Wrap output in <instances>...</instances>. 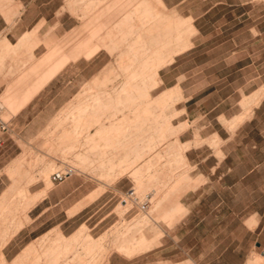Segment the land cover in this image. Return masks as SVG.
Here are the masks:
<instances>
[{
  "label": "rangeland",
  "instance_id": "374dc122",
  "mask_svg": "<svg viewBox=\"0 0 264 264\" xmlns=\"http://www.w3.org/2000/svg\"><path fill=\"white\" fill-rule=\"evenodd\" d=\"M162 1L165 9L160 0H53V41L66 35L53 43V69L64 66L82 50L95 52L91 58L84 57L86 60L93 59L101 51L106 53L98 60L68 65L66 70L70 73L58 82L53 95L54 110L74 100L61 114L71 116L79 102L86 104L88 114L59 135L56 124L55 127L50 124L44 134L38 135V140L53 138V150L52 147L47 150L48 154L53 155V163L47 166L43 176L37 178L50 182L52 172L65 168L71 170L72 176L80 175L83 173L76 169L93 161L91 164L97 169L86 171L90 174L85 176L93 179L98 188L90 199L98 197L105 190L117 194L114 202L116 208L112 211L118 216V221L108 224L103 232L96 229V234H106L104 239L94 241L96 249L91 241L84 246L89 236L83 238L82 235L92 233L89 227L83 226L75 234L81 236L75 251L79 257L83 256V260L86 255L91 256L89 264L102 263L104 257L113 250L117 251L124 241L135 243L136 252L131 256L158 245V239L165 235L161 234L162 221L173 224L169 222L183 211L179 206L180 198L195 187L193 184L190 186L193 179L189 175L195 165L188 163L185 151L191 143L198 141L202 142L198 146L210 145V124L219 130L223 126L235 129L250 116L252 106L264 96L263 88L256 93L261 96L255 94V97L248 98L247 95L263 81L257 76L264 73V0ZM91 4L94 7L89 9ZM20 8L21 5L15 0H0V11L7 12L5 18L8 22L18 14ZM145 9L149 18L142 22ZM66 10L79 17L81 26L76 27L73 33L60 35L55 30L57 15L54 12ZM86 11L89 12L87 17L83 15ZM128 16L131 18L129 22L126 20ZM3 36L5 33L0 31V39ZM77 45L84 48H75ZM10 49L5 40L4 47L0 48V73L22 72L28 68L29 71L33 64L41 68L32 55L27 59L31 62L28 68L17 69L15 65L6 63ZM158 65L161 68L165 66L160 73L164 83L159 77L158 85L148 92L146 111L141 110L137 117L127 120L131 126L140 124L137 139L131 147L117 149L114 153L119 140V133L115 129L122 118L118 116L112 119L110 112L100 117L93 116V112L100 109L93 99L103 92L112 97L118 94L123 99L137 94L134 85L138 87L141 81H146L143 79L152 75L153 68H158ZM136 72L139 77L132 82L130 78ZM240 109H243L242 112L236 115ZM152 111L153 115L150 114ZM161 115L168 118L167 122L162 123ZM233 115L236 116L232 120ZM101 126L105 129L114 127L110 150L112 161L117 166L114 170H100L99 161L91 160V157L87 159L92 147L96 146L99 152L105 151L104 140L109 135L108 132L96 134ZM40 130V126L34 128L35 132ZM89 140L95 144L89 146ZM149 141L152 143L136 164L142 170L141 176L132 179L128 174L121 178L122 169L118 165L124 161L136 162L129 150L138 144L148 145ZM74 143L76 148L70 152L67 147ZM119 180V190H114ZM131 189L135 190L140 200H145L147 193H152L147 212H143L136 203L133 205L128 201L126 205L123 202ZM234 209L236 216L241 208ZM168 210L171 214H168ZM233 228L235 234H185L187 249L195 243L199 247H196L197 261L187 259L181 264H264V234L243 233L240 222H235ZM148 229L154 230L155 235L146 234ZM113 236H116L114 240ZM110 242L112 245L105 248L104 244ZM229 244L232 246L229 247ZM198 251H202L201 256ZM53 252L56 253L55 250Z\"/></svg>",
  "mask_w": 264,
  "mask_h": 264
},
{
  "label": "crops",
  "instance_id": "0c3cea01",
  "mask_svg": "<svg viewBox=\"0 0 264 264\" xmlns=\"http://www.w3.org/2000/svg\"><path fill=\"white\" fill-rule=\"evenodd\" d=\"M15 1L21 8L10 22L5 18L7 12L0 11V31L5 33L0 39V48L4 47L5 40L9 43L11 49L6 63L15 65L17 69L30 66L31 62L27 60L30 55L41 68L33 64L29 71L28 68L22 72L0 73V264H53L55 256L60 257L55 264H89L91 256L86 255L83 260V256L79 257L75 251L81 237L75 234L83 226L89 227L92 233L82 235L83 238L89 236L84 246L91 241L96 249L94 241L106 236L96 234V229L103 232L108 224L118 221V216L112 211L116 208L117 194L105 190L90 199L98 185L85 176L89 172L79 169L76 171L83 174L73 175L62 183L51 179L54 172L50 174V182L37 178L43 176L47 166L53 163V155L47 152L50 147L53 150V138L38 140V135L44 134V130L53 125L67 105L74 101L63 108L53 109L56 86L70 73L66 70L68 65L91 62L106 53L101 51L93 59L86 60L95 52L85 46L88 50H82L64 66L53 69V43L66 36L53 41V0ZM160 3L165 9L162 0ZM54 14L57 15L55 30L60 35L73 33L81 26L79 17L70 11H55ZM164 67L158 72L162 83L164 79L160 73ZM257 77L263 81L247 93L248 98L264 89V73ZM85 105L79 102L74 111L77 113ZM36 126L41 130L35 132ZM209 127L210 145L198 146L202 143L198 141L191 143L185 151L188 163L195 165L193 171L188 172L193 179L190 186L193 184L195 187L180 198L179 206L183 211L169 222L173 224L162 221L161 234L165 235L158 239L159 244L133 256L136 251L126 255L113 250L99 264L197 261L196 247L199 245L195 243L187 249L185 234H235V222L242 224L243 233L264 234V96L252 106L250 116L235 129L223 126L219 130L212 124ZM64 138L68 142L67 137ZM119 182L115 183L114 190H119ZM147 197L151 200L152 193H147ZM235 207L241 208L236 216ZM168 214H171L169 210ZM146 234L155 235V231L148 229ZM115 238L113 236V240ZM66 244L74 248L66 251ZM110 244L105 243V248ZM198 254L201 256L202 251Z\"/></svg>",
  "mask_w": 264,
  "mask_h": 264
},
{
  "label": "bare ground",
  "instance_id": "6f19581e",
  "mask_svg": "<svg viewBox=\"0 0 264 264\" xmlns=\"http://www.w3.org/2000/svg\"><path fill=\"white\" fill-rule=\"evenodd\" d=\"M93 7H94V5L91 4L89 9H92ZM89 9H87V10H89ZM88 14H89V12L86 11V13L83 15L85 17H87ZM148 16H149L148 10L145 9L143 11V18L141 21L144 22L145 19L147 20V18H149ZM83 20H84V17H83ZM126 20H127V22H129L131 20L130 16H128L126 18ZM143 64L145 65L146 63L144 62ZM157 67L158 68L155 67V69L153 68V74L152 75L145 77L143 79L146 81H141V84H139L138 87H137V85H134L135 88L137 89V94H135V95L130 94L127 99H123V97L119 96L118 94L113 95L114 97H112L107 92H103L101 94H98L93 99L94 104L100 108L97 112L96 111L93 112V114H92L93 116H95V117L99 116L100 117V116H103V115L110 112L111 113L110 118L114 119L118 116L122 118L121 124H119V125L117 124L116 125L117 127L115 129L116 132L119 133V140H117L118 146L114 149V153H116L117 149H120V148L124 149L127 147H131L132 144L136 141V139H137L136 133L139 132V130H137V128L139 127L140 124L135 123L131 126L127 123V120L137 117L141 110L144 112L146 111L145 107H147V105H148V104L146 105V103H148V92L150 91V89L152 87H156L158 85V79H159L158 72H159V69L161 68V65H158ZM138 74L139 73L136 72V75L133 76L132 78H130V80H132V82L137 81V79L139 77ZM148 109H150V108L148 107ZM111 110L113 112H111ZM87 114H88V107H86V108L81 107V108H79V111L76 114H71V116L68 115V117H67V115H65V113L61 114L60 117L58 118V120H56L54 123V124H56V127H57V129H56L57 133L60 134L62 132V130H64L65 128H69V126H71V125L73 126V124L75 125V123L80 121V119H82ZM150 114L153 115L154 112L152 111V112H150ZM139 118H140V116H139ZM160 119L162 120V123H164V122H167L168 118H166V116H164V115H161ZM113 129H114L113 126L108 128V129H105L104 126H101L96 134L101 135L102 133L108 132V135H109V137L104 140L105 144L103 145V148L105 149V151L99 152V151H97L98 148L96 149L95 148L96 146H95V147L90 148V156L87 155V159H89L91 157V160L94 159V160H97L100 162V166L98 168L100 170H104V169L106 170V168H111V170H114L115 167L117 168L116 164L113 163V161H112L113 156H110L111 155L110 150L112 149V145H113V143H112ZM121 140H123V141L120 144ZM87 143L89 146L93 144V142L90 140ZM151 143H152V141H149L148 145L146 143L142 144V145L138 144L137 146H134L129 150L135 156L136 162L130 163L129 161H124L118 165V167L120 169H122L120 172L121 178H123L124 176H126L128 174H131L130 176H132V179H136V178H139L141 176L142 170L140 168L138 169L136 164L139 162V160L142 156L141 154L145 151L146 148H148L150 146ZM67 148L71 152V151H74L76 147L74 146V144H71ZM92 162L93 161H90L87 165H85V164L80 165L81 167H79L78 169L80 171H84V172L95 171L97 168H95L94 164H91ZM66 169H68V168H65L64 170H66ZM58 171H63V170H58ZM128 201H131L132 204L134 205L133 199H131L129 196L123 200V202H126V205H127ZM173 209H175V204H174ZM142 211L147 212L146 210H142ZM73 243H74V241H73ZM132 243L133 242H131V241H124L117 251H119L122 254H126V255L133 253L135 243L134 244H132ZM73 248H74V246L71 244L65 245L66 251H69ZM59 258L60 257H57V256L53 257V264L57 263L59 261Z\"/></svg>",
  "mask_w": 264,
  "mask_h": 264
},
{
  "label": "built area",
  "instance_id": "2783aa9c",
  "mask_svg": "<svg viewBox=\"0 0 264 264\" xmlns=\"http://www.w3.org/2000/svg\"><path fill=\"white\" fill-rule=\"evenodd\" d=\"M2 109V104L0 102V111ZM70 176H72V172L70 169H66L63 171H55L51 178L54 182L56 183H62L65 180H67ZM131 199H133V202L136 203L137 205L140 206V208L142 210H147L149 203H150V199L148 197H146L145 200H140L139 197L136 195L135 190L131 189L128 195Z\"/></svg>",
  "mask_w": 264,
  "mask_h": 264
}]
</instances>
